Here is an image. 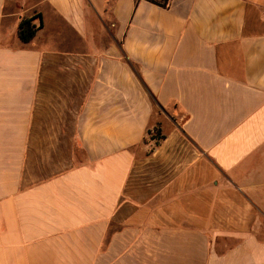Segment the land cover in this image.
Here are the masks:
<instances>
[{"label": "crops", "instance_id": "0c3cea01", "mask_svg": "<svg viewBox=\"0 0 264 264\" xmlns=\"http://www.w3.org/2000/svg\"><path fill=\"white\" fill-rule=\"evenodd\" d=\"M0 264H264V0H0Z\"/></svg>", "mask_w": 264, "mask_h": 264}, {"label": "trees", "instance_id": "16d2710c", "mask_svg": "<svg viewBox=\"0 0 264 264\" xmlns=\"http://www.w3.org/2000/svg\"><path fill=\"white\" fill-rule=\"evenodd\" d=\"M161 5H165L166 0H151ZM39 19L40 23H36L35 20ZM42 16L40 13H34L31 16L24 17L21 19L19 23V36L22 41L29 42L36 35L38 29L42 26ZM149 134L151 135V139H160V133L158 130L154 129V131L149 130ZM159 140H156L155 144H158Z\"/></svg>", "mask_w": 264, "mask_h": 264}, {"label": "rangeland", "instance_id": "374dc122", "mask_svg": "<svg viewBox=\"0 0 264 264\" xmlns=\"http://www.w3.org/2000/svg\"><path fill=\"white\" fill-rule=\"evenodd\" d=\"M11 2V1H10ZM10 6H13V4H10ZM34 13H32L31 15H33ZM156 142V140L154 141V143Z\"/></svg>", "mask_w": 264, "mask_h": 264}]
</instances>
